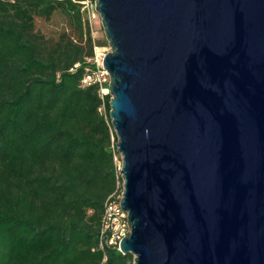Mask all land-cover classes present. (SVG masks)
<instances>
[{
    "label": "water",
    "instance_id": "95a60500",
    "mask_svg": "<svg viewBox=\"0 0 264 264\" xmlns=\"http://www.w3.org/2000/svg\"><path fill=\"white\" fill-rule=\"evenodd\" d=\"M132 264H264V0H94Z\"/></svg>",
    "mask_w": 264,
    "mask_h": 264
},
{
    "label": "trees",
    "instance_id": "16d2710c",
    "mask_svg": "<svg viewBox=\"0 0 264 264\" xmlns=\"http://www.w3.org/2000/svg\"><path fill=\"white\" fill-rule=\"evenodd\" d=\"M80 1L0 0V264L133 261L98 244L104 201L122 180L110 94L82 84L93 46L107 42L92 39ZM55 13L74 37L35 29Z\"/></svg>",
    "mask_w": 264,
    "mask_h": 264
},
{
    "label": "built area",
    "instance_id": "2783aa9c",
    "mask_svg": "<svg viewBox=\"0 0 264 264\" xmlns=\"http://www.w3.org/2000/svg\"><path fill=\"white\" fill-rule=\"evenodd\" d=\"M82 10L87 12L88 20L99 17L94 7V0H81ZM103 46H93V57L91 59L93 67L82 78V84L86 85L95 82L99 85V93L101 95L108 93V73L102 65L104 52ZM122 186H117L116 189L108 195L103 204L101 227L98 235V244L100 247L113 246L119 250V241L129 231L127 221V213L121 209ZM120 251V250H119ZM103 257L102 260H104Z\"/></svg>",
    "mask_w": 264,
    "mask_h": 264
},
{
    "label": "rangeland",
    "instance_id": "374dc122",
    "mask_svg": "<svg viewBox=\"0 0 264 264\" xmlns=\"http://www.w3.org/2000/svg\"><path fill=\"white\" fill-rule=\"evenodd\" d=\"M82 18L83 22L88 25L91 37L94 41H102L103 39L106 41L103 33V28L100 23V17H95L90 21L88 20L87 12L83 11ZM34 23L35 29L40 31L45 37L50 39H56L58 35L63 31H65L71 37H74L76 35L75 30L70 26L67 19L59 13H55L48 21L36 17ZM100 46H103L102 51L104 53L109 50L107 43Z\"/></svg>",
    "mask_w": 264,
    "mask_h": 264
}]
</instances>
